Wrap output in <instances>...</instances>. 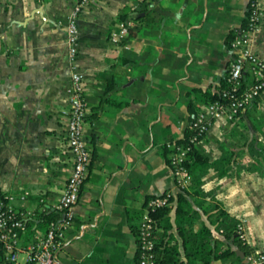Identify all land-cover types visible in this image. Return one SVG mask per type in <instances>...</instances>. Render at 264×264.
Returning <instances> with one entry per match:
<instances>
[{
  "label": "crops",
  "instance_id": "1",
  "mask_svg": "<svg viewBox=\"0 0 264 264\" xmlns=\"http://www.w3.org/2000/svg\"><path fill=\"white\" fill-rule=\"evenodd\" d=\"M257 1L264 11V0ZM248 5L0 0V192L12 195L23 213L25 239L46 231L43 215L54 211L64 188L71 160L63 142L67 89L77 72L85 82L84 127L92 154L57 262L136 264L131 226L139 225L145 201L177 192L164 146L169 150L184 138L189 104L203 105L202 92L216 90L239 55L231 46L236 36L228 43L227 37L244 27ZM72 19L74 57L67 40ZM250 50L264 58V20L250 35ZM223 122L215 119L196 145L212 163L200 177L201 200L241 221L245 241L262 249L264 153L256 161L249 156L247 168L234 155L229 165L214 169L222 159Z\"/></svg>",
  "mask_w": 264,
  "mask_h": 264
},
{
  "label": "built area",
  "instance_id": "2",
  "mask_svg": "<svg viewBox=\"0 0 264 264\" xmlns=\"http://www.w3.org/2000/svg\"><path fill=\"white\" fill-rule=\"evenodd\" d=\"M263 20L264 11L260 9L258 1L249 0L246 24L231 43L239 55L235 56L228 66V88L221 92L220 99L204 103L198 108L189 123L191 134L186 143L176 141L169 145L170 167L177 189L186 187L189 171L185 162L190 157L192 147L201 141L214 120H232L240 116L264 92V58L258 57L250 50V35L260 28ZM123 33H126L125 28ZM67 40L69 54L74 57L78 49V35L73 19L68 28ZM245 72L250 74V79L246 82ZM84 83L80 73H73L67 89L68 107L63 142L71 160L63 191L53 205L60 218L49 221L46 231L41 235L25 239L27 226L23 213L12 204V195L0 192V252L5 261L11 264H21L20 254L24 256L22 264H58L57 255L74 223L73 207L78 202L91 162L92 151L84 127L88 111L84 98ZM171 194V191H166L149 199L147 207L153 210L168 204ZM153 226V220L145 213L138 225V264H154V242L151 237ZM237 232L242 238L240 228ZM244 258L246 264H264V250H252Z\"/></svg>",
  "mask_w": 264,
  "mask_h": 264
},
{
  "label": "trees",
  "instance_id": "3",
  "mask_svg": "<svg viewBox=\"0 0 264 264\" xmlns=\"http://www.w3.org/2000/svg\"><path fill=\"white\" fill-rule=\"evenodd\" d=\"M123 19H126V15H122ZM246 22L244 21L245 25ZM237 33L232 32L227 37V43L234 38ZM227 72L224 78L221 80L217 89L214 91L202 92L204 103H209L216 99L221 98V92L228 88ZM250 74L245 72L244 81H249ZM260 96H258L251 105L257 104ZM250 105V106H251ZM249 106V107H250ZM249 107L240 116L245 114ZM198 108L193 104H189V111L191 120L196 115ZM190 120V121H191ZM191 131L188 129L185 132L184 138L179 142L186 143ZM164 160L167 165H170V150L164 146ZM226 161L224 166L228 165ZM215 164V163H214ZM212 163L209 161V157L199 150L197 146H193L190 151V157L185 162V166L194 179V184L198 186L200 184V177L202 173ZM223 166V167H224ZM199 191L191 190L189 187L177 189V192L172 193L168 199V204L156 209H150L147 207L149 199L155 197H148L144 203V212L148 217L153 220L154 228L151 234L154 242V264H214L218 260H225L228 258H234L235 261H239V257L235 255V248L242 250L245 254L252 251L253 247L246 241L239 237L237 232V220L229 216L223 209L217 208L219 214L222 215L219 218L218 224L211 227L200 214V209L194 207L191 203L194 195ZM174 212V218L172 220L171 213ZM144 213V214H145ZM60 218V214L56 211L43 215L44 222L56 220ZM132 232L136 241V252L134 255V261L136 264L139 262V229L138 225L131 226ZM174 229V231L172 230ZM264 250V248H262ZM0 264H11L5 261L2 252H0ZM241 264V263H240Z\"/></svg>",
  "mask_w": 264,
  "mask_h": 264
},
{
  "label": "rangeland",
  "instance_id": "4",
  "mask_svg": "<svg viewBox=\"0 0 264 264\" xmlns=\"http://www.w3.org/2000/svg\"><path fill=\"white\" fill-rule=\"evenodd\" d=\"M264 96V95H263ZM224 128L221 135V143H219V149L222 150V159L219 161V163L215 164L213 168L216 167H223L224 164H226V161L230 163L232 161V158L235 155V159H237L239 162L242 161V165H245V168H247V163L249 162V156L253 160L255 157H258V155H262L264 153V146L259 144V140L264 138L263 128H264V98L260 97L257 104L253 105L250 110L247 111L242 116H237L232 120H226L224 119ZM263 133V134H262ZM261 134V135H260ZM263 136V138H262ZM200 143V142H199ZM198 143V144H199ZM257 143V144H255ZM197 144V145H198ZM251 159V160H252ZM228 163V165H229ZM258 163V160H257ZM253 168H257V170H260V166L255 165ZM186 187H189L190 189H197L198 194L197 198H193L191 203L194 205V207L200 209V214L202 217H205L207 220V223L212 225V227L220 221L219 218L222 217V215L219 214L218 210L215 209V205L213 202H210L209 204L202 202L201 200V194H200V186L196 187L194 184V179L191 174H189V179L187 182ZM177 189V188H176ZM220 223V222H219ZM237 230L240 228V233L242 235V240L245 241L246 234L244 230V225L241 221L237 222ZM235 248V255L239 257V261H235L234 258H228L225 260H218L214 264H244L243 260L246 254L236 248L234 245L232 246ZM253 250V249H252ZM251 252V251H250ZM241 254L243 255L241 257ZM248 254V253H247ZM19 261H24L23 254L19 255Z\"/></svg>",
  "mask_w": 264,
  "mask_h": 264
},
{
  "label": "water",
  "instance_id": "5",
  "mask_svg": "<svg viewBox=\"0 0 264 264\" xmlns=\"http://www.w3.org/2000/svg\"><path fill=\"white\" fill-rule=\"evenodd\" d=\"M242 256H243V255L241 254V257H242ZM243 262H244V264H246V260H245V259L243 260Z\"/></svg>",
  "mask_w": 264,
  "mask_h": 264
}]
</instances>
